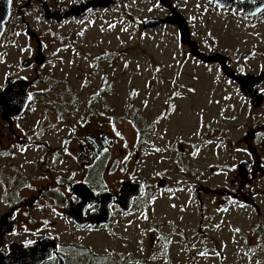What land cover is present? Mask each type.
Here are the masks:
<instances>
[{
    "label": "flooded vegetation",
    "instance_id": "1",
    "mask_svg": "<svg viewBox=\"0 0 264 264\" xmlns=\"http://www.w3.org/2000/svg\"><path fill=\"white\" fill-rule=\"evenodd\" d=\"M90 1L95 0H0V264H144L145 259L134 260L130 254L118 258L94 252L96 235L114 232L126 239L138 227L139 237L144 228L142 237L156 244L192 242L186 231L188 218H193L188 210L191 199L171 195L175 189L186 194L194 187L199 205L204 203V192L209 198L215 196L214 201L221 196L229 207L263 214L264 78L248 84L245 78L264 74V50L235 51L226 42L229 37L211 34L205 39L204 32L218 21L232 32L230 37L257 34V24L264 23V0H164L167 5L144 0L153 2L162 16H120L143 27L149 19L181 22L183 17L200 53L217 55L211 61L195 56L193 47L183 43L178 23L145 30L174 28L186 55L198 66L212 68L224 83L223 89H216L232 99L231 113H225L221 103L204 106L200 115L204 128L197 143L184 142L182 137L172 140L168 121L164 132L161 120L145 117L142 125L132 128L135 142L122 137L107 113L108 102L97 96L108 86L110 58L118 52L103 50L87 70L65 63L59 39L78 36L66 32L70 36H60L64 31L48 27L109 10L121 0H113L109 8L68 15ZM20 16L25 31L11 30ZM213 33L217 35V27ZM9 43L14 48L11 54L5 48ZM101 63L100 88L91 99H81L80 85L94 81ZM183 66L181 62L177 70ZM178 92L175 89L173 95ZM172 113L166 112L168 117ZM199 154L198 166L194 162ZM223 174L230 176L228 188L218 187ZM199 226H204L203 220ZM84 234L94 237L88 240ZM139 237L137 242H143ZM154 255L153 251L150 257Z\"/></svg>",
    "mask_w": 264,
    "mask_h": 264
},
{
    "label": "rangeland",
    "instance_id": "2",
    "mask_svg": "<svg viewBox=\"0 0 264 264\" xmlns=\"http://www.w3.org/2000/svg\"><path fill=\"white\" fill-rule=\"evenodd\" d=\"M123 13L131 14L139 19L162 16L153 2L121 0L116 7L109 10L89 14L83 18L65 22L61 26L48 27V29L64 31L60 36H70L66 33L78 36L71 40L59 39L61 43L58 46L64 48L61 51L62 59H66L65 63L68 62L71 66L80 64L87 70L95 62L94 57L97 58L103 50L118 52L114 58H110L112 70L108 74L110 79L108 86L97 96L98 99L108 102L107 113L113 117V123L117 124L123 132L122 137L126 136L129 142H135L132 128L134 125H142V119L145 117L148 120L153 118V120H161L160 128L163 126L164 132L165 122L168 121L167 130L170 129L168 125L170 123V139L172 140L182 137L184 142H199L204 128L200 117L204 106H212L217 102L223 105L225 113L233 111L232 99L223 96L222 91L216 89L218 87L223 89L224 83L218 81V76L212 68L204 69V66H198L186 55L174 28L164 26L155 33L145 32L148 29L143 27V23L135 24L130 20L120 19ZM21 18L22 16L18 21L13 20L11 30L25 31ZM216 27L217 35L213 33ZM34 29L39 28L34 27ZM227 29L224 23L215 21L214 24H210V29L205 30L204 38L209 39L211 34L221 39L227 36L229 38L226 42L232 44L233 46H229L235 51H248L250 47L257 48V51L264 50V23H258L256 29L258 33L262 31L263 34L257 35V33L250 36L249 33L246 39L238 34H235L236 37H230L232 32H226ZM12 45L13 43L11 46L9 43L5 47L10 54L14 49ZM96 62L98 63L99 60ZM181 62H184V66L181 70H177ZM99 68L96 77L93 78L94 81L80 85L81 99H91L93 92H97L100 88L103 63ZM49 72L51 74V71ZM49 72L43 74L42 79L46 78ZM175 89L179 90L176 96L173 95ZM216 93L219 95L215 96ZM237 99L236 96L233 98V100ZM167 111L173 112L170 117L166 114ZM164 114L167 115L165 121L162 117ZM119 143L123 148L125 147L122 140H119ZM200 161L201 154L198 156V161L194 163L199 166ZM229 178L230 176L223 174L218 187L228 188L226 181ZM197 184L200 185V183ZM179 185L180 183H177L175 187ZM194 190L195 188L192 187V190L185 194L184 189L181 191L175 189L170 193L176 197H182V200L190 196L191 204L188 210L193 218H188L190 220L186 226L189 227L186 231L192 234V242L187 241L183 246L179 243L165 244L163 241L156 244L142 237L144 228L140 231L139 237L137 227L126 235L128 242L125 238H118L114 232L112 234L97 233L94 252L117 255V257L130 254L133 255L134 260L145 259L144 264H264V230L261 229L264 228V209H262L263 214H256L246 208L229 207L228 202H223L221 196L216 195L214 201L215 196L209 198L208 195H204V192L202 193L204 203L200 204V207ZM162 200L165 201L164 198ZM236 212H238L237 217L234 215ZM201 213L204 217L199 215ZM202 220L204 226H199ZM200 228H204L203 235L199 232ZM118 232L121 235L125 233L120 230L116 231ZM147 233L149 235L150 231ZM66 235V239L72 236L69 232ZM84 235L88 240L94 237V234L89 237L90 239L88 234ZM138 237L144 241L137 242ZM137 249L139 252L135 251ZM153 251L155 255L150 257ZM158 254H160V261Z\"/></svg>",
    "mask_w": 264,
    "mask_h": 264
},
{
    "label": "water",
    "instance_id": "3",
    "mask_svg": "<svg viewBox=\"0 0 264 264\" xmlns=\"http://www.w3.org/2000/svg\"><path fill=\"white\" fill-rule=\"evenodd\" d=\"M165 1L168 2V0H165ZM165 1L162 0V2L167 5V3ZM112 4H113V0H95V1H90L89 3H87L85 5H81L79 7L74 8L70 13H68V15H70V14L79 15L80 13L84 12L85 10H87L89 8H98V7L109 8ZM2 5H4V3H2ZM180 16L182 17L181 14H180ZM182 19H183L184 23H183V21L180 22V20H178V19L176 20L177 21L176 22L174 19H171V18H168L165 21L164 20H160V19H149L144 24V28H146L148 30H157L165 23H169V24L178 23L183 43L193 47V52H194L195 56L200 57L204 61H211V60L217 59L218 58L217 55L211 56V57H206V56H204L203 54L200 53V50L198 48V44L194 43L191 40L186 20L183 17H182ZM253 78L254 79H256V78L263 79L264 78V74L261 77H256V76H252V75L246 77L245 80H247V84L250 82L251 79L253 80ZM240 85L244 89V86H243L244 84H240Z\"/></svg>",
    "mask_w": 264,
    "mask_h": 264
},
{
    "label": "snow or ice",
    "instance_id": "4",
    "mask_svg": "<svg viewBox=\"0 0 264 264\" xmlns=\"http://www.w3.org/2000/svg\"><path fill=\"white\" fill-rule=\"evenodd\" d=\"M117 135H119V133H117ZM107 149H105V151H106ZM157 151H159V149H157ZM237 231H239L238 229H237Z\"/></svg>",
    "mask_w": 264,
    "mask_h": 264
}]
</instances>
